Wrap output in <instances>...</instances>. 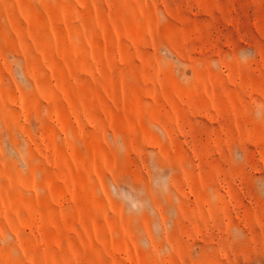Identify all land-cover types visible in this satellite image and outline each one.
Returning <instances> with one entry per match:
<instances>
[{"label": "rangeland", "instance_id": "374dc122", "mask_svg": "<svg viewBox=\"0 0 264 264\" xmlns=\"http://www.w3.org/2000/svg\"><path fill=\"white\" fill-rule=\"evenodd\" d=\"M0 264H264V0H0Z\"/></svg>", "mask_w": 264, "mask_h": 264}]
</instances>
